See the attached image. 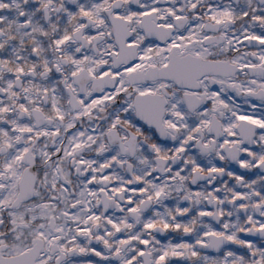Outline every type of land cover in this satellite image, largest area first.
<instances>
[{
  "label": "snow or ice",
  "instance_id": "1",
  "mask_svg": "<svg viewBox=\"0 0 264 264\" xmlns=\"http://www.w3.org/2000/svg\"><path fill=\"white\" fill-rule=\"evenodd\" d=\"M0 264H264V0H0Z\"/></svg>",
  "mask_w": 264,
  "mask_h": 264
}]
</instances>
